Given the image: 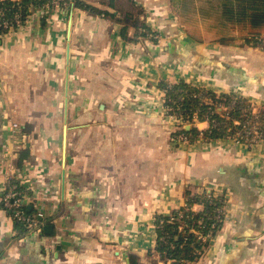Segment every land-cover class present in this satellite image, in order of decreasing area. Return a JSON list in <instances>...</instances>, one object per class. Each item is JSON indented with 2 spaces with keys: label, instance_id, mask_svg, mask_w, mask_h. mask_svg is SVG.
Listing matches in <instances>:
<instances>
[{
  "label": "crops",
  "instance_id": "obj_1",
  "mask_svg": "<svg viewBox=\"0 0 264 264\" xmlns=\"http://www.w3.org/2000/svg\"><path fill=\"white\" fill-rule=\"evenodd\" d=\"M84 1L102 12L45 4L0 35V264H171L156 217L203 192L225 195L226 217L181 264H264V141L173 143L161 87L184 79L264 109V47L237 31L197 40L169 0ZM134 21L163 39L139 40L133 26L124 35ZM13 167L42 222L23 236L2 203Z\"/></svg>",
  "mask_w": 264,
  "mask_h": 264
},
{
  "label": "trees",
  "instance_id": "obj_2",
  "mask_svg": "<svg viewBox=\"0 0 264 264\" xmlns=\"http://www.w3.org/2000/svg\"><path fill=\"white\" fill-rule=\"evenodd\" d=\"M47 1L21 0L17 4L11 0H4L1 6L7 17H12L17 12H21L22 16L27 17L32 13L33 8L47 5ZM72 1L79 8L94 10L97 13L102 12L84 0ZM130 19L131 17L127 16L124 21L129 22ZM208 25L210 32H214L216 36L221 35L222 42L231 39L227 34L237 31L245 37V43L264 47V38L259 35L261 33L258 31L264 27V0H223L220 13ZM130 26L139 29V31L152 29L141 21H134L132 24L124 25L122 32L124 35ZM8 31V29L0 27V35ZM156 31L160 33L159 30L156 29ZM243 85L242 82L241 86ZM161 87L165 91L162 102L164 107L168 108V112L170 111L178 118L182 117L183 125L192 123L190 129L183 126L182 130L189 135L190 142L199 137H203L209 142L218 139H236L250 146L264 141V116L255 114L253 103L243 95L234 91L219 93L206 87L192 85L184 79L175 84L162 81ZM194 115L197 120L207 121L209 127L203 131L195 127ZM255 126L257 127V137L253 130ZM251 138H255L257 142L254 139L251 141ZM19 188L24 190L21 185ZM225 201V195L215 197L212 193L207 192L197 195L189 193L185 207L173 212L170 216H157L156 249L164 261L181 264L182 260L193 261L199 258L225 220ZM197 202L204 205L200 212L192 210V205ZM28 213L38 215V213L30 211ZM181 213L183 217H180ZM172 217L173 221H171ZM184 219L187 226L183 231L180 226ZM14 224L19 235L31 233L25 222L15 221ZM41 224L42 222L39 220V226L35 230L40 228Z\"/></svg>",
  "mask_w": 264,
  "mask_h": 264
},
{
  "label": "built area",
  "instance_id": "obj_3",
  "mask_svg": "<svg viewBox=\"0 0 264 264\" xmlns=\"http://www.w3.org/2000/svg\"><path fill=\"white\" fill-rule=\"evenodd\" d=\"M4 0H0V27L8 30H13L18 27H21L26 24L28 17L22 16L21 12L15 13L12 17H7L5 15V10L1 6V3ZM21 1V0H20ZM20 1H14L17 4H19ZM72 3V0H48L47 5L52 6L54 8H68ZM25 23V24H24ZM139 40H147L152 42H160L163 39V35L158 33L154 29L149 30H142V33L137 36ZM164 91V90H163ZM165 92V91H164ZM165 97V95L163 96ZM166 112H168V108H165ZM169 114V113H168ZM177 124L186 126V125H192V123H187L183 125L182 117L178 118L176 115L171 114L170 115ZM193 121H197L196 115L193 117ZM12 128H17L19 125L17 123H14L12 125ZM255 128V127H254ZM257 131H255V136L257 135ZM179 140H182L183 142H189V135H187L185 132H182L179 136ZM257 137V136H256ZM255 140V138H253ZM252 139V141H253ZM234 140V139H233ZM235 141L239 142L235 139ZM257 142V140H255ZM259 143V142H258ZM258 143L253 144V146L258 145ZM9 171H7L6 174H4V183H5V190L3 192V208L8 213L9 217L15 222H25L28 228L30 229V232L35 230L39 226V217L40 215H32L28 213L27 210V201H28V194L27 189L24 186V181L21 176V174L13 168H9ZM23 186L24 190H21L19 187ZM212 196V195H211ZM213 196L217 197L216 194H213ZM180 217H183V214H180ZM174 218H171V221H173ZM155 226L157 228L156 220H155ZM187 223L184 219V222L180 226V229L184 231L186 229ZM193 230V229H192Z\"/></svg>",
  "mask_w": 264,
  "mask_h": 264
},
{
  "label": "rangeland",
  "instance_id": "obj_4",
  "mask_svg": "<svg viewBox=\"0 0 264 264\" xmlns=\"http://www.w3.org/2000/svg\"><path fill=\"white\" fill-rule=\"evenodd\" d=\"M223 0H169L168 3L171 5V12L174 16V19L179 23L182 24V27L186 29L188 34L195 37L197 40L207 39L217 40L215 34H211L209 31V23L211 20L216 18L217 15L220 13L221 4ZM126 4V3H123ZM141 9L138 13H141ZM142 33V31H140ZM139 32V33H140ZM209 33V34H208ZM210 36V37H207ZM181 80V79H180ZM178 81H173L172 84H175ZM169 83V81H168ZM193 85V84H192ZM200 86V85H195ZM255 114H260L264 116V109L262 107L258 110H254ZM171 115L170 111L167 112ZM173 114V113H172ZM183 126L176 124L173 127V131L171 132V140L175 144L182 143V140H179V136L182 133ZM254 131L257 130V127L253 129ZM252 141V138L250 139ZM187 143V142H184ZM261 143V142H259ZM258 143V144H259Z\"/></svg>",
  "mask_w": 264,
  "mask_h": 264
},
{
  "label": "water",
  "instance_id": "obj_5",
  "mask_svg": "<svg viewBox=\"0 0 264 264\" xmlns=\"http://www.w3.org/2000/svg\"><path fill=\"white\" fill-rule=\"evenodd\" d=\"M189 127H190V125H186V126H185L186 129H189ZM29 209H31V206H30V205L27 206V210H28V211H30ZM50 228H51V226H47V227H46V230L48 231V230H50Z\"/></svg>",
  "mask_w": 264,
  "mask_h": 264
}]
</instances>
